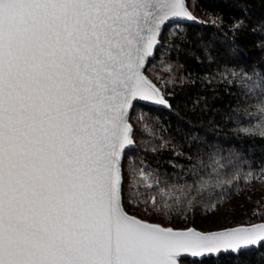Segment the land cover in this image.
Masks as SVG:
<instances>
[{"label": "snow or ice", "instance_id": "obj_1", "mask_svg": "<svg viewBox=\"0 0 264 264\" xmlns=\"http://www.w3.org/2000/svg\"><path fill=\"white\" fill-rule=\"evenodd\" d=\"M172 18L195 19L186 0H0V264H195L264 244V222L175 230L126 211L168 217L203 194L195 167L191 184L162 180L135 141L167 148L140 105L171 109L176 78L149 64Z\"/></svg>", "mask_w": 264, "mask_h": 264}, {"label": "trees", "instance_id": "obj_2", "mask_svg": "<svg viewBox=\"0 0 264 264\" xmlns=\"http://www.w3.org/2000/svg\"><path fill=\"white\" fill-rule=\"evenodd\" d=\"M187 3L197 21L167 26L162 43L169 50L163 57L158 52L149 64L150 71L162 79L176 78L175 86H167L171 109L140 105L158 118L159 123H148L168 142L167 148L156 154L144 152L145 147L159 149L161 141L139 131L135 141L138 155L158 168L162 180L191 184L190 170L195 167L199 172L195 179L204 181L203 194L183 208L174 206L168 217L149 216L136 206L126 209L167 226L204 230L264 221V90L247 92L240 87L242 76L231 75L233 70L247 73L257 82L264 77V0ZM237 20H243V27L234 33ZM171 33L176 35L170 38ZM182 33L187 37L183 42ZM165 65L171 66V72ZM179 77L185 78L183 85ZM217 201L222 202L213 209ZM183 264L194 261L189 257ZM195 264H264V244L239 254L197 259Z\"/></svg>", "mask_w": 264, "mask_h": 264}, {"label": "water", "instance_id": "obj_3", "mask_svg": "<svg viewBox=\"0 0 264 264\" xmlns=\"http://www.w3.org/2000/svg\"><path fill=\"white\" fill-rule=\"evenodd\" d=\"M186 6L188 8V10L192 13L191 9L189 8L188 6V3H187V0H186ZM192 15L194 16V14L192 13ZM195 17V16H194ZM177 21H197V18L195 17V19H186V18H172L171 22H166L167 26L177 22ZM163 28V26H162ZM166 28H163V32ZM145 104H150V105H154V104H151V103H145ZM154 106H159V105H154ZM161 107H165V106H161ZM126 211H128L126 209ZM129 212V211H128ZM129 214H133V215H136L134 213H131L129 212ZM138 216V215H137ZM139 218H141L140 216H138ZM141 219H144V218H141ZM144 220H147V219H144ZM147 221H150V220H147ZM150 222H154V221H150ZM260 222H264V221H257V222H254V223H242V224H236V225H233V226H228V227H224V228H230V227H235V226H238V225H248V224H255V223H260ZM154 223H159V222H154ZM162 226L164 227H172L173 229L175 230H182V229H185V228H194L198 231H204V232H207V231H215V230H219V229H222V228H218V229H212V230H204V229H201V228H198V227H195V226H188V227H174V226H167V225H164L162 223H160ZM252 247H256V246H252ZM250 247V248H252ZM230 252V251H229ZM229 252H226V253H229ZM233 253V252H232ZM221 254V253H220ZM219 254H214L212 256H217Z\"/></svg>", "mask_w": 264, "mask_h": 264}]
</instances>
